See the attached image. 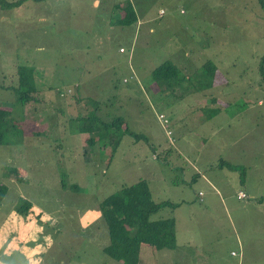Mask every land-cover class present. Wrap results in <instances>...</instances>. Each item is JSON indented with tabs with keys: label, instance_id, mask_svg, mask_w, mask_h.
Listing matches in <instances>:
<instances>
[{
	"label": "rangeland",
	"instance_id": "rangeland-1",
	"mask_svg": "<svg viewBox=\"0 0 264 264\" xmlns=\"http://www.w3.org/2000/svg\"><path fill=\"white\" fill-rule=\"evenodd\" d=\"M122 1L0 7V104L17 122L0 144V264H122L103 252L99 202L139 179L154 201L177 203L150 216L175 218L177 250L143 245L144 264H264V0H136L139 33L115 22L119 11L108 31ZM165 59L188 79L157 88L151 70ZM207 61L215 79L202 89ZM18 64L34 68L37 88L24 105ZM92 112L146 139L121 127L86 144L77 121Z\"/></svg>",
	"mask_w": 264,
	"mask_h": 264
},
{
	"label": "trees",
	"instance_id": "trees-1",
	"mask_svg": "<svg viewBox=\"0 0 264 264\" xmlns=\"http://www.w3.org/2000/svg\"><path fill=\"white\" fill-rule=\"evenodd\" d=\"M23 0H0L1 8H10L21 4ZM38 1V0H35ZM113 11H121L122 17L117 21L120 25H128L136 20L135 12L130 1L124 0L115 3ZM264 55L260 59L259 69L264 75ZM203 72L207 75V81L201 83V88L211 87L215 79L216 66L210 61L202 65ZM34 68L30 65H17L15 70L17 84L13 85L16 93V99L21 104H27L36 99L37 88L33 78ZM152 78L157 88L165 85L174 88L188 78L184 76L178 66L170 59L163 60L152 70ZM210 78V80H208ZM163 88V87H162ZM93 103H95L92 100ZM97 108V107H96ZM17 122L11 115V109L0 104V144L6 141L8 132L16 128ZM130 134L136 140L146 139L143 135L133 132L127 128L123 117L116 116L111 120H102V118L92 112L90 115H81L78 117L77 128L86 144L95 143L91 132L99 133L100 138H111L109 130L121 129ZM219 168L228 167L237 169V164L226 162L221 159L217 164ZM243 168L241 177L243 180ZM64 189L77 190L78 186L74 183H68L64 175L60 180ZM7 186L0 184V199L4 196ZM168 205L176 207L177 203L168 199L154 201L151 197L149 186L144 179H139L134 183L122 186L115 192L110 193L99 202V210L104 219L109 237V243L103 247V252L110 258L122 264H138L141 247L149 245L155 249H168L175 247V218L160 217L151 219L150 216L159 208ZM30 203L25 201L19 207L18 211L25 212Z\"/></svg>",
	"mask_w": 264,
	"mask_h": 264
},
{
	"label": "crops",
	"instance_id": "crops-1",
	"mask_svg": "<svg viewBox=\"0 0 264 264\" xmlns=\"http://www.w3.org/2000/svg\"><path fill=\"white\" fill-rule=\"evenodd\" d=\"M124 1V0H123ZM128 1H130V3H131V5H132V8H133V10H134V12H135V16H136V20H135V22H133V23H131V24H136V26H135V33H139V31L141 30V28H142V26H143V24H145L146 22H147V19H146V17H145V14H144V8L143 9H141V10H138V8H137V5H138V2L136 1V0H128ZM100 1H97V3H99ZM100 4V3H99ZM114 5H115V3H113L112 2V4H110V6H109V15L105 18V21L108 23V24H106V27H107V29H108V31H113V30H115V29H113V25L115 24V23H112V17H111V14H112V12H113V7H114ZM122 17V13H121V11H119L118 12V15L116 16V18H115V22L117 23V21L120 19ZM95 20H96V23H98V17H96L95 18ZM117 24H119V23H117ZM131 24H128V25H123V26H129V25H131ZM120 25V24H119ZM118 32L120 33V32H122L120 29H118ZM119 50H120V48H119ZM23 65H26V64H23ZM76 85H78V83H76ZM70 90V89H69ZM215 98V97H214ZM198 196H200V195H198ZM201 199V198H200ZM175 229H176V224H175ZM145 246V245H144ZM151 247V246H150ZM153 248V247H152ZM141 249H142V247H141ZM173 250H177V247L175 246L174 248H172V251ZM143 252V251H142ZM147 252V251H146ZM146 252H144V253H142V257L141 258H139V264H144V262H143V258H144V254L146 253ZM140 253H141V251H140ZM147 254L148 255H151V253L148 251L147 252ZM165 256H168V257H171V255H168V252H166L165 253ZM0 259H2V257L0 256ZM118 262V261H117Z\"/></svg>",
	"mask_w": 264,
	"mask_h": 264
},
{
	"label": "built area",
	"instance_id": "built-area-1",
	"mask_svg": "<svg viewBox=\"0 0 264 264\" xmlns=\"http://www.w3.org/2000/svg\"><path fill=\"white\" fill-rule=\"evenodd\" d=\"M164 12V10L161 8V9H159V14L160 13H163ZM120 51H122V48H120ZM70 92V90L68 89L67 90V93H69ZM61 95H64V93L63 92H61L60 93ZM159 118H161L162 119V122H163V125H164V127L166 126V122H167V119L164 117V115H163V113H159ZM165 134L168 136V138L170 139V136L169 135H171V133H170V131H169V129H165ZM202 194V192H199L198 193V195H201ZM238 196H241V197H245L246 195L244 194V192L243 191H239L238 192ZM234 252V251H233ZM233 252H232V254H233Z\"/></svg>",
	"mask_w": 264,
	"mask_h": 264
}]
</instances>
